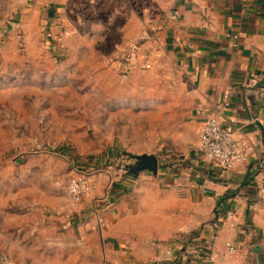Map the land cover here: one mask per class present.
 <instances>
[{
  "label": "rangeland",
  "instance_id": "obj_1",
  "mask_svg": "<svg viewBox=\"0 0 264 264\" xmlns=\"http://www.w3.org/2000/svg\"><path fill=\"white\" fill-rule=\"evenodd\" d=\"M116 8L0 0V264H75L63 237L77 166L158 152L172 125L193 127L186 94L152 59L157 6Z\"/></svg>",
  "mask_w": 264,
  "mask_h": 264
},
{
  "label": "crops",
  "instance_id": "obj_2",
  "mask_svg": "<svg viewBox=\"0 0 264 264\" xmlns=\"http://www.w3.org/2000/svg\"><path fill=\"white\" fill-rule=\"evenodd\" d=\"M110 1L113 9L124 3ZM149 1L162 18L152 59L167 64L186 94L193 127L175 123L158 152L143 153L158 157L157 172L123 176L114 167L105 189L69 208L74 233L63 240L78 244L75 264H264V204L254 179L264 171V0ZM212 116L250 148L249 163L222 170L197 154Z\"/></svg>",
  "mask_w": 264,
  "mask_h": 264
},
{
  "label": "built area",
  "instance_id": "obj_3",
  "mask_svg": "<svg viewBox=\"0 0 264 264\" xmlns=\"http://www.w3.org/2000/svg\"><path fill=\"white\" fill-rule=\"evenodd\" d=\"M257 83L258 80L254 77L251 84L256 85ZM225 97L228 98V93ZM249 149L242 148L232 131L213 116L205 121L196 145V152L203 160L215 164L222 170H231L238 165L249 163ZM130 157L124 159L93 158L90 162L80 163L68 182L67 194L70 206L75 209L85 200L92 198L96 191L101 190L102 187L105 189V178L114 167L121 173L126 172L134 177L140 176L143 171L136 169L137 159ZM254 179L264 204V171L258 172ZM227 217L233 220L235 212L228 211ZM226 247L230 254L238 252V247L231 242H228Z\"/></svg>",
  "mask_w": 264,
  "mask_h": 264
},
{
  "label": "water",
  "instance_id": "obj_4",
  "mask_svg": "<svg viewBox=\"0 0 264 264\" xmlns=\"http://www.w3.org/2000/svg\"><path fill=\"white\" fill-rule=\"evenodd\" d=\"M137 159L136 169L138 171L149 170L157 172L159 167V160L155 154H140L133 155Z\"/></svg>",
  "mask_w": 264,
  "mask_h": 264
}]
</instances>
